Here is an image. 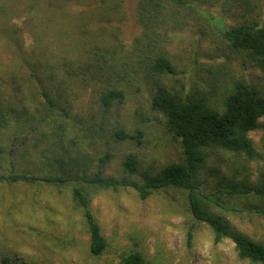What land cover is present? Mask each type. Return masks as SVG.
<instances>
[{"label":"rangeland","instance_id":"rangeland-1","mask_svg":"<svg viewBox=\"0 0 264 264\" xmlns=\"http://www.w3.org/2000/svg\"><path fill=\"white\" fill-rule=\"evenodd\" d=\"M181 1L0 0V111L7 120L0 129V264H122L128 254L141 255L143 264H249L229 239L213 244L183 190L165 188L141 200L130 186L83 185L106 241L93 257L73 185L1 179L102 171L143 184L183 160L179 142L150 108L158 85L199 92L212 103L237 81L264 92L258 62L231 50L217 31L264 26V0ZM157 57L169 60L171 73L151 69ZM111 89L123 93L122 103L103 104ZM259 122L249 135L254 159L213 152L196 178L212 214L264 244V215L255 209L264 210V199L219 192L264 179V117ZM128 155L136 160L132 174L123 167Z\"/></svg>","mask_w":264,"mask_h":264},{"label":"trees","instance_id":"trees-1","mask_svg":"<svg viewBox=\"0 0 264 264\" xmlns=\"http://www.w3.org/2000/svg\"><path fill=\"white\" fill-rule=\"evenodd\" d=\"M179 5L181 0H172ZM156 8L159 3H155ZM219 35L227 42L228 47L236 52H246L256 60L264 70V26L257 23L239 24L228 29H218ZM151 69L156 73H171L172 66L165 57L153 60ZM123 93L120 90H108L102 96L106 106L112 103H122ZM150 108L162 120L165 130L180 144L183 160L163 166L155 177L143 184L127 183L125 181L101 176L102 171L92 176L70 177H33L25 174H10L1 179L11 182L64 183L73 185V200L81 208L86 230L89 236V251L91 256H100L106 241L100 227L89 210V197L86 187L116 191L120 186H130L141 200H145L153 191L172 188L186 192L190 213L199 222L205 223L212 231L214 245L229 239L237 258L249 264H264V244L253 238L230 231L227 223L212 214L209 209L210 198L202 194L200 182L196 176L213 152L236 154L252 160L256 156L253 142L249 135L259 129L260 119L264 117V92L245 82H233L227 87L220 101L212 103L199 92L181 94L158 85L152 97ZM7 124L4 114L0 111V129ZM120 139H132L134 136L115 132ZM108 156L101 162L107 161ZM123 167L132 174L136 170V160L128 155ZM229 194H251L264 199V179L251 189H226L219 191ZM256 213L264 215V210L255 208ZM192 239V230L188 232V240ZM144 259L139 254H128L122 258V264H143ZM2 264H8L3 260Z\"/></svg>","mask_w":264,"mask_h":264}]
</instances>
